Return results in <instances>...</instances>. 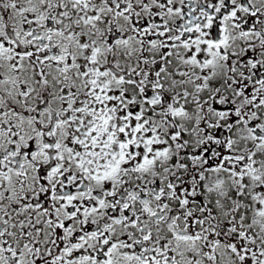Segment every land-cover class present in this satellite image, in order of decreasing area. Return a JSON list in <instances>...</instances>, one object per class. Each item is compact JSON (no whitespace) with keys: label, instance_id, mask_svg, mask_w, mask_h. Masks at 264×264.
Returning <instances> with one entry per match:
<instances>
[{"label":"snow or ice","instance_id":"6c2138e0","mask_svg":"<svg viewBox=\"0 0 264 264\" xmlns=\"http://www.w3.org/2000/svg\"><path fill=\"white\" fill-rule=\"evenodd\" d=\"M0 264H264V0H0Z\"/></svg>","mask_w":264,"mask_h":264}]
</instances>
